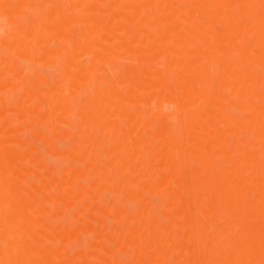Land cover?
<instances>
[{"label":"bare ground","instance_id":"1","mask_svg":"<svg viewBox=\"0 0 264 264\" xmlns=\"http://www.w3.org/2000/svg\"><path fill=\"white\" fill-rule=\"evenodd\" d=\"M77 12L94 16L100 13L90 17L103 24L108 43L101 41L103 38L100 41L93 39L94 25L85 23L86 19L84 21ZM1 19L6 23L1 27L3 21L0 25L3 32L0 33V44L4 46L0 49V88L4 93L2 87L10 85L12 91L0 95V264H114L118 259L115 247L124 243L129 247L121 249L131 253L134 238L129 239V236L141 235L144 227L149 228L146 234L154 241L151 243L149 237L144 239H150L149 247L151 244L165 245L160 255L154 254L147 262L156 264L160 256H172L171 252L182 250V246H178L181 244L179 236L191 223L199 244L195 248L185 246L190 252V262L264 264V0H0ZM80 19L87 26L84 25L86 30L79 40L74 36L79 29L74 33L73 25L79 26ZM28 24L43 27L42 31L36 28L42 35L55 34L58 44L42 52L27 45L25 48L26 39L32 40L29 44L34 41L35 45H42L45 40ZM145 38L149 39L147 43L153 42L143 45L140 41ZM80 43L83 47L86 44L87 54H80L85 49L78 53L82 47ZM120 45L124 47L121 51L117 49ZM97 48L104 50L96 51ZM123 53L131 59L129 75H133H127V78H124L126 63H123V69L119 67L123 74L117 68L118 64L122 65V60H127ZM193 54L195 56L190 57ZM143 60L147 62L142 63ZM48 61L53 66V74L59 75H56L58 79L54 80L36 66L38 62ZM130 79L136 86H123L129 84ZM52 100L54 108L50 106ZM135 102L148 105V110L144 111H147L146 119L162 116L165 112L163 103L167 102L168 109L176 114L168 124L179 126L181 133L178 137H168V125L160 123L147 132L149 137L145 142V136L142 138L138 131L135 145L123 146L119 158L112 157L114 161L111 162L121 171L128 165L123 160L124 154L142 159L152 153L161 157L157 169L141 170L139 177L131 178L132 184L128 185H123L122 179L121 182L116 180L118 172L101 182L96 174L105 169L102 163L106 164V159L103 162L96 160L102 150L106 155L111 151L110 138L103 143L95 134L93 138L90 136L91 141L88 139L90 142L84 139L87 136H82L90 124L107 125L102 117L112 110L131 118L128 120H137L138 112L142 110L138 107L141 104L136 106L138 109H132ZM130 103L134 105L131 107ZM7 110L21 117L22 120L17 118L18 126L22 122L34 127L33 120L40 117L51 130L56 127L53 122L59 127L60 123L65 124L52 130L56 134L70 136V132H75L80 136L77 144L67 142L69 146L64 147L66 143H62L61 147L54 143L47 149L62 155V164L58 162L60 167L53 164L57 171L46 158H41L44 155L41 149L40 158L37 156L39 160L35 157L36 165L32 163L28 147L35 150L33 144L37 142L32 140L33 143L28 142L30 146L26 144L22 134L16 132V116L10 121L5 115ZM25 113L34 118L25 117ZM120 128L117 125L114 129L115 137L121 136L123 130ZM36 129L30 134H38L40 141L46 140L48 135ZM243 132L246 135L243 136ZM94 139L99 144L98 151ZM86 143L90 146H84ZM38 144L42 147V141ZM27 155H30L31 163ZM220 158L228 160L222 159L224 163L219 161L222 163L219 165L217 160ZM46 163L50 164L51 171ZM45 168L47 176L41 173ZM93 173L97 179L92 177ZM149 176L158 178L149 189L160 194L159 206L174 208L170 225L169 221L162 223V220L153 219L149 207H145L141 215L136 207L130 210L124 203L115 207L117 201H108V197L104 198L107 204L101 206L98 204L101 200H95L97 196L94 197L84 183L85 180L89 183L87 177H92L93 183L100 180L109 191L122 192L125 198L134 200L144 197L136 187L142 186V179ZM49 183L58 185L57 192L54 188L51 190ZM86 196H92V199L80 200ZM41 199L43 203L38 206ZM77 199L82 203L76 204ZM49 201H60L71 208L74 221L63 227L61 220L58 221L62 217L58 214L64 213L63 208L58 207L60 203L54 204L53 208L49 205V208L46 203ZM219 206H223L222 212ZM11 207L16 210L10 211ZM94 211H100L103 217H98L99 213L96 216ZM81 213L85 216L88 213V216H81ZM128 213L129 221L134 222L130 223L132 228L128 222L127 231H123L126 233L121 237H115L117 233L110 236L107 230L113 229L114 221L117 224L116 220ZM52 214L59 218L51 220ZM88 218L96 223L86 221ZM171 225L179 226L180 230L174 234L175 231L169 230ZM75 227L88 234L86 245H90V249L84 248L82 233L81 237L76 236L83 238L76 240L79 245L75 241L76 246L73 242L68 243V239L71 241L75 236L72 231L78 232ZM90 233L98 240L96 237L93 240ZM162 241L166 242L163 244ZM69 244L73 248H69ZM204 244L210 245L208 254L196 262ZM92 247L107 254L95 253L98 249L93 252ZM185 249L183 247L179 256ZM134 256L137 258V254Z\"/></svg>","mask_w":264,"mask_h":264},{"label":"rangeland","instance_id":"2","mask_svg":"<svg viewBox=\"0 0 264 264\" xmlns=\"http://www.w3.org/2000/svg\"><path fill=\"white\" fill-rule=\"evenodd\" d=\"M68 6V5H67ZM78 11V10H77ZM80 12V11H79ZM79 12H77L78 14H79ZM92 13H88V14H86V13H84V14H82V12H81V14H79V15H81V16H83V17H81V19L83 18V20L84 19H86V21L88 20V21H90V19L92 20V21H90V22H86L85 20V23H90L91 24V26H93V29L96 31H94V32H92V34L94 35L93 36V39L95 38V40H99L100 41V39L101 38H103V39H101V41H104L105 42V44H106V42H107V39H105L107 36H108V33L103 29V24L98 20V19H95V21H94V19H92L91 17H90V15H91ZM99 14L100 13H96L95 14V16L94 17H96V16H99ZM88 15V16H87ZM101 15V14H100ZM86 17H88V18H86ZM90 17V18H89ZM81 19H80V25L78 26L76 23H74V25H73V31H74V36H75V38L77 37V38H79L80 36H81V34H82V32H85V30L86 29H84V28H86L84 25H86L87 26V24H85L84 22L82 23L81 22ZM82 20V21H83ZM3 21H4V23H3ZM50 20H48L47 21V23L49 22ZM92 22V23H91ZM95 22V23H94ZM1 23H3L2 25H1ZM6 23V21L4 20V19H1L0 20V25H1V27L4 25ZM28 23V22H27ZM78 23V24H79ZM97 24H98V26H101V27H98L97 26ZM101 24V25H100ZM25 25V24H24ZM29 25V28L30 29H32V28H34L33 29V31L35 32V33H37L38 31V28H39V30H41L43 27H38L39 25H36L35 27H31V26H33V24L32 25H30V24H28ZM26 27H27V25H25ZM24 26V27H25ZM41 26V25H40ZM42 26H43V24H42ZM45 26V25H44ZM96 26V27H95ZM26 27H25V29H26ZM82 27V28H81ZM36 28H37V30H36ZM99 28H101V30H99ZM2 28H0V33H3L2 32V30H1ZM28 29V28H27ZM44 29V28H43ZM42 29V30H43ZM83 29H84V31H83ZM97 29V30H96ZM41 30V31H42ZM105 32H104V31ZM27 31V30H26ZM30 31V30H29ZM102 33V34H100V33ZM43 33H45V31H43ZM49 33V32H48ZM48 33H46V34H43L42 35V33L40 32V33H37L39 36L41 35V37H44V43L43 42H41V44L42 45H39V44H37V45H35V43L33 44V42H31V44H29V42L30 41H32V40H29L28 39V41H27V39L25 40V42H24V45H25V48L27 47V46H29L30 48H32L33 47V49H35L36 51H38V52H42V51H46V50H48V49H50L51 47H52V45L53 46H56L57 44H58V41H57V39H56V35L55 34H48ZM52 33V32H51ZM79 34V35H78ZM106 34V35H105ZM0 35H2V34H0ZM46 35H47V37H46ZM78 35V36H77ZM145 35V34H144ZM143 35V37H146L147 38V36L145 35L144 36ZM73 36V37H74ZM96 36V37H95ZM98 37H100V38H98ZM105 37V38H104ZM145 38V40H142L141 39V43H143V45H145V42H146V44L147 45H150L151 44V42H153V41H151L150 43H147V41H149V39H146ZM74 40V39H73ZM79 40H80V38H79ZM106 40V41H105ZM57 41V42H56ZM82 41V40H81ZM144 41V42H143ZM139 42V44H141ZM70 44H68L69 46L71 45V42H69ZM86 43V42H85ZM84 43V47H83V43H80V46H81V44H82V47L80 48V46H79V52L78 53H80V52H82L84 49V51L82 52V53H80V54H83L84 52V54L83 55H85V54H87L88 53V51H86L87 49L85 48V45L87 44H85ZM108 43V42H107ZM27 45V46H26ZM32 45V46H31ZM34 45H35V47H34ZM153 45V44H152ZM141 46H142V44H141ZM28 47V48H29ZM47 47H48V49H47ZM1 48H3L4 49V46L2 45V44H0V49ZM39 48V49H38ZM122 48H124L123 47V45H120V46H117V49L118 50H123ZM3 49L1 50V51H3ZM97 50H99V51H103L104 49L103 48H97L96 49V51ZM125 50V49H124ZM123 52V51H122ZM125 52V51H124ZM124 55H122V56H124V59H127V60H122L121 61V59L123 58H121L120 59V63H122V65L121 64H118V66H117V68H118V70H119V72L121 71L120 69L122 68H124L123 67V65L126 63V65L127 66H125V73H124V75H122V76H124V78L126 77L127 78V75L128 76H132L133 74H131V75H129V73H130V69H132V68H129V65H128V62H129V60H131L130 58H128V56H127V54L126 53H123ZM131 56V55H130ZM129 56V57H130ZM195 55L193 54V55H191L190 57H194ZM133 56H131V58H132ZM124 61V62H123ZM47 62V61H46ZM147 61H145V60H143L142 61V63H146ZM112 63V62H111ZM114 64H115V62H113ZM124 63V64H123ZM110 64V63H109ZM114 64H112L113 66H115ZM39 66L40 67V69L41 70H43V71H45L46 73H49L48 75L49 76H52V78L54 77V80L55 79H58L59 77H57V76H59L58 74H53V71H52V67L53 66H51L52 64H51V62L50 61H48V63H43V62H38L37 64H36V66ZM111 65V64H110ZM122 66V67H121ZM38 67V68H39ZM112 67V66H111ZM119 67H121V68H119ZM117 68L116 67H113V69L115 70H117ZM123 70V71H124ZM120 73H122L123 74V72H120ZM57 75V76H56ZM7 77H8V75H6ZM130 77H128V79L130 78ZM11 78H12V76H11ZM8 80H10V77L8 78ZM11 80H13L14 81V79L12 78ZM126 82V81H125ZM133 82H135V81H131V79H130V82L128 81V83L129 84H123V86H125V87H127V88H129V86H131V88L132 87H134V86H136V85H134L133 84ZM122 83H124L123 81H122ZM83 84V83H82ZM134 85V86H132V85ZM85 86V85H84ZM125 87H123V88H125ZM2 88H4L3 90H4V93L7 91L8 92V90L10 91L11 90V88H12V86H10V85H8V86H5V87H2ZM126 88V89H127ZM12 91V90H11ZM90 92H92L93 93V91H92V89L90 90ZM3 92H2V90H1V88H0V95H3L2 94ZM8 101V100H7ZM11 101V100H10ZM154 101H156V99H154ZM52 102H53V100L50 102V106H52L53 108H54V106H55V103H53L52 104ZM7 103V102H6ZM136 103V102H135ZM139 103V102H138ZM43 104V103H42ZM131 104H133L134 105V103H130V105ZM141 104V105H140ZM140 104H135L134 106L133 105H131V107H132V109L133 108H135L137 105H140V106H138L139 107V109H141L142 111L140 112L141 114H139V112H138V115L139 116H137L138 118H137V120H134V119H132V120H128V119H131V118H129V117H127L126 118V115H124V117H122V113H120V115L116 112L115 113V111L113 112V110H112V112H110V113H104V115H103V120H104V122H105V124H107V125H105V126H103V127H100V126H98L97 124H95V126H92L91 124L89 125V129L87 128V130H86V132L84 133L85 135H83L82 137L84 138V136L86 137L87 136V139L86 138H84L85 140H88L89 138V140L91 141V137L90 136H92V138H93V135L96 137H98L97 139H99V140H101V141H99V142H102L103 141V143H104V141L105 140H108L109 138H110V140H108V144L110 145L111 143H112V146L110 145L109 147H111L110 148V150L111 151H109V152H107L108 154L106 155L105 154V151H103L102 150V152H100L101 151V148H100V153L101 154H105V155H101L100 153H99V155L100 156H102L101 157V160H99L100 159V156L98 155V153H97V151L99 150V148L97 147V145H99V144H97L98 142H96L95 141V139H94V142H96V143H90L91 145L93 144L95 147H97V151H96V157H98L99 156V158L96 160V162H103V160H105L106 159V164H104V163H102L103 165H105V169H103L101 172H100V170H98L99 171V174L101 173V175L99 176V174H96L97 175V178L98 179H101V182L102 181H104L105 179H108L109 178V176L110 175H114V174H117V172H118V178H116V180H118V182H121V180L120 179H122L123 181L122 182H124V183H122L123 185H128V184H132V181L130 180L131 178H133V179H135V177L136 178H138L139 177V173L141 172V170H153V169H157L156 167H157V162H158V158H160L161 159V157L160 156H156L157 154H152V153H150V154H147V155H149V156H144L142 159H140V158H137V159H135L132 155H130V154H124L123 156H124V161H125V163H127L128 165H127V167H125V168H123L121 171H118L117 170V164L116 165H114V163H112L111 161H114L113 159H112V157H114L115 158V160H117L118 158H119V156L121 155V154H119V153H121L120 152V150H121V148L123 147V146H126V147H130V145L132 144H134V141H135V139H136V134H137V132L139 131V133H141L140 135L142 136V138H143V140L146 142V140L148 141V138L147 137H149L147 134H149V133H147V132H150L153 128H154V126H157L158 124H160V123H162V124H167L168 125V130L169 131H167L168 132V137H172V136H179L180 135V133H181V129H180V127L179 126H177V125H175V124H168V120L169 119H175V117H176V114L174 113V111H170L169 109H168V103L167 102H164L163 104H164V110H165V112H164V114L162 115V116H160L159 118H156V119H146V117H145V113H147V111L146 112H144L145 110H148V105L147 104H144V103H140ZM44 105V104H43ZM57 105V104H56ZM130 107V108H131ZM135 109H138L137 107L135 108ZM134 109V110H135ZM55 110H57V109H55ZM117 110V109H116ZM12 113V114H11ZM11 114V115H10ZM15 114V115H14ZM5 115H7L6 116V118H10L9 120L10 121H12V118H14V120H15V116H16V126H18L17 124V122L19 121V120H22L21 119V117H17V115H16V113L15 112H13V111H10L9 112V110H7L6 111V114ZM27 115V116H26ZM144 115V116H143ZM25 117H28L29 119H31V118H34L33 116H31L29 113L27 114V113H25ZM122 117V118H121ZM144 117V118H143ZM19 120H18V119ZM140 118L142 119L141 120V122L139 121L140 120ZM146 119V120H145ZM13 120V121H14ZM44 119L43 118H40V117H37V119H36V117H35V119L33 120V124L35 125L34 127H29V126H25V124L23 125V124H21L20 122V124H19V126H18V130H16V132L19 134L20 133V136H21V134H22V137L26 140V144H29L28 142L30 141V142H32V140H34V142H37V143H34L33 144V146H34V148H35V150L33 149V148H30V147H28V149H30V153L32 154V160H33V162L30 160L31 158H29L30 157V155H27V157H28V161H29V163H33V164H35L36 165V163H37V161L39 160V159H37L38 157L40 158V156H41V150H42V152H44V153H42V154H44L45 155V157H44V155L41 157L42 159H45L47 162H50V164H51V166H52V169L53 170H55V171H57V168H59L60 167V165L59 164H62V155H58V154H56V153H50L47 149L50 147V145L51 146H53L54 145V143H58V144H61V147H63V145H64V147L66 146V145H68L69 146V144L67 143V142H70V144L72 143V145H73V143L75 142L76 144H77V142H76V140H78V138L80 137L79 135H77V134H75V132L74 133H71L70 132V136L67 134V136L66 135H60V134H58V132H57V134H56V132H54V131H56L55 130V128L56 129H58V128H60L61 126H64L65 124H61L60 123V127H59V125L58 124H56L55 122H53V124L52 125H54V126H56V127H54L52 130H54V131H52L50 128L51 127H49V125H47L48 123L47 122H45V121H43ZM143 121H144V123L146 124H144L143 123ZM15 122V121H14ZM45 122V123H44ZM136 123V124H135ZM150 123V124H149ZM56 124V125H55ZM153 124V125H152ZM117 125H119V126H121L122 128H120V129H122L123 131H124V129H125V132L123 133V131H122V133H120V135L121 136H114L113 135V133H114V129L116 128V126ZM142 125H144V126H147L148 128H144ZM166 125V126H167ZM25 126V127H24ZM39 126H40V128H39ZM48 126V127H47ZM57 126H58V128H57ZM153 126V127H152ZM25 128L26 130H22L21 128ZM37 129H36V128ZM44 127V128H43ZM94 127V128H93ZM139 127V128H138ZM17 128V127H16ZM27 128H28V130H27ZM48 128V129H47ZM36 129V131H38L39 130V133L40 132H43L46 136H47V139L46 140H42L41 139V141H42V147H40V144H38V143H41V141H40V138L38 139L37 137H39V136H36V135H38V134H36L35 136H34V134H30L31 132H33L34 130ZM41 130V131H40ZM47 130V131H46ZM70 130V129H69ZM93 130V131H92ZM136 130V131H135ZM145 130H149V131H145ZM24 131V132H23ZM51 131H52V133L54 132V134H51ZM59 131V130H58ZM144 131V132H143ZM23 132V133H22ZM50 132V133H49ZM66 132V131H65ZM63 133H64V131H63ZM69 133V132H68ZM27 134V135H26ZM30 134V135H29ZM73 134V135H72ZM75 134V135H74ZM246 135L245 134V132H243L242 133V135ZM25 137H24V136ZM52 135V136H51ZM243 135V136H244ZM28 136V137H27ZM56 136V137H55ZM76 136V137H75ZM89 136V137H88ZM113 137V139H112V137ZM27 137V138H26ZM30 137V138H29ZM48 137L50 138V139H48ZM76 139H75V138ZM81 137V138H82ZM94 137V138H95ZM82 138V139H83ZM116 138V139H115ZM145 138H146V140H145ZM49 141V143L47 142L46 143V141ZM88 140V141H89ZM89 141V142H90ZM111 141V142H110ZM113 141V142H112ZM115 141V142H114ZM25 142V141H24ZM106 142V141H105ZM33 143V142H32ZM62 143H64V144H62ZM31 144V143H30ZM30 144L28 145V146H30ZM46 146H45V145ZM75 144V145H76ZM88 143H86V144H84V146H86ZM16 145H18V146H20L21 144H17L16 143ZM56 145V144H55ZM92 145V146H93ZM135 145V144H134ZM133 145V146H134ZM22 146V145H21ZM56 146H59L60 147V145H56ZM82 147V148H87V147ZM87 146H90V145H87ZM171 146V145H170ZM23 147V146H22ZM32 147V146H31ZM25 148V147H24ZM27 148V147H26ZM37 148H38V150H37ZM42 148H45V149H42ZM53 148V147H52ZM41 149V150H40ZM34 150V151H33ZM50 150V149H49ZM28 151V150H27ZM37 151H38V153L39 154H37ZM169 151H171V147H169ZM33 152V153H32ZM46 152V153H45ZM53 152V151H52ZM58 153V152H57ZM37 154V155H36ZM36 155V156H35ZM40 155V156H39ZM119 155V156H118ZM38 156V157H37ZM49 156V157H48ZM35 157H36V160H35ZM34 158V159H33ZM59 159V160H58ZM223 159V158H222ZM222 159L220 158V160H217L216 162L220 165V164H222V163H224L226 160L225 159H227L228 160V158H224L223 160H224V162H222ZM25 160V159H24ZM27 160L25 161V163L27 162ZM34 160L36 161V162H34ZM139 160V161H138ZM52 161V162H51ZM219 161H221V162H219ZM58 162H61V163H59L58 164ZM21 163H23V161L21 160ZM28 163V162H27ZM80 163V165L81 164H83L82 162H79ZM133 165H132V164ZM144 163V164H143ZM33 164H27V165H33ZM50 164H47L46 163V167H47V169L48 170H50L51 171V168H50ZM53 164H55V165H57L56 167L57 168H55V167H53ZM85 164V163H84ZM83 164V165H84ZM101 164V163H100ZM99 163L97 164L98 166L100 165ZM54 165V166H55ZM136 165V166H135ZM34 166V165H33ZM49 166V167H48ZM101 166V165H100ZM143 166H146V168L145 167H143ZM133 167H134V169H133ZM136 167V168H135ZM143 167V168H142ZM50 168V169H49ZM55 168V169H54ZM44 170H46V168L45 169H43L42 170V174H45L44 172ZM48 170H46V171H48ZM40 173V174H41ZM94 174V173H93ZM45 176H47L46 174H45ZM31 179H33L32 177H33V174H32V177H31V175L29 176ZM92 177H94V178H96V176H95V174L92 176ZM92 177H87L88 179V181H89V183L88 182H86V180H85V184H87V187H89V189H90V191H92L91 193H92V195L94 196V197H99V199L97 198H95V200H99L98 202H100V200H101V202L100 203H98L99 205H103L104 203L105 204H107L106 202H108V201H111V200H113L114 201V199L117 201V202H114V206L116 207V205H120V203L122 204V203H124V204H122V205H124V206H129L128 208H130V210H133L134 209V207H136L135 209H137L136 211L137 212H139L140 214L141 213H143L144 212V209H145V207H149V209H150V211H151V209H152V218L153 219H155V220H162L161 222L163 223V221L165 220V221H169V225H170V220L172 219V212H174L173 211V209L171 208V209H168V208H162L161 207V205L159 206V203H161V202H159V198L158 197H160L159 195V193H157L156 191H153V192H150V191H152V190H150L149 189V185H153V184H155L156 183V181L158 180V178L156 177V176H149V177H145V179H142V186H137L136 188L139 190V192L144 196L143 198H141V199H135L134 198V200L133 199H128V198H125L124 197V195L122 194V192L120 193V192H116L115 190H114V193L113 192H111V191H109L108 189H106V186L105 185H102V183L101 182H99L98 180L97 181H95L94 180V183H93V180H92ZM100 177V178H99ZM83 178V177H82ZM93 178V179H94ZM96 178V179H97ZM156 178V179H155ZM84 179V178H83ZM82 179V180H83ZM92 180V181H91ZM95 182H96V184H98L97 182H99V184H101V185H99L98 184V186L95 184ZM126 183V184H125ZM50 185H51V183H49ZM89 184V185H88ZM49 185V186H50ZM56 185V184H55ZM55 185L53 186V185H51L50 186V188H51V190L54 188V192H57L56 190H58L57 189V187H58V185L55 187ZM59 188V187H58ZM74 189V188H73ZM93 190H95V191H93ZM116 192V193H115ZM35 193V192H34ZM36 194V193H35ZM40 195V194H39ZM109 199H108V198ZM105 198V199H108V201H105V199H104V201H103V203H102V200ZM111 198V199H110ZM113 198V199H112ZM92 199V196H86V198L85 199H80L81 201H85V200H91ZM94 199V198H93ZM159 199V200H158ZM79 199H77V200H75L76 202V204L78 203L79 204V201H80ZM80 201V204L82 203ZM159 202V203H158ZM42 203H43V200L41 199L40 200V202H39V205L38 206H40V204L42 205ZM45 203V202H44ZM47 204H48V206L50 205L52 208L55 206L54 204H58V203H60V201H57V202H53V201H49V202H46ZM45 203V204H46ZM50 203V204H49ZM116 203V204H115ZM46 204V205H47ZM52 204V205H51ZM158 204V205H157ZM60 205V206H59ZM58 205V207L59 208H63V212L64 213H59L58 214V216L60 217V216H62V217H58V216H53V214H52V218H51V220H55V218H59V222H60V220H61V225L64 227L65 225H67V224H70L71 222H73L74 220H73V214L71 213L72 212V210H71V208H69V207H65L62 203H60ZM61 205H63V206H61ZM49 206V208H51ZM151 206V207H150ZM133 207V208H132ZM219 207H222V209H220L219 208V210H221V212H222V210H223V206H219ZM16 208V207H15ZM14 207L12 208L11 207V209H10V211H15L16 209H15ZM132 208V209H131ZM116 208H114V210H115ZM160 209V210H159ZM71 210V211H70ZM166 210V211H165ZM65 211H66V213H65ZM96 211V210H95ZM95 211H94V213H95ZM116 211V210H115ZM163 211V212H162ZM71 214H70V213ZM86 212V211H85ZM84 212V213H85ZM154 212V213H153ZM99 213V214H98ZM170 213V214H169ZM55 214H57V213H54V215ZM64 214V215H63ZM67 214V215H66ZM96 214H98V217H103L102 215H101V213H100V211H97V213H95V215ZM166 214V215H165ZM128 215H130L129 213L128 214H126V215H124V216H121V218H120V220H116L117 221V224H116V222L114 221V225H112L113 226V229L112 228H110V230L108 229L107 230V233H109V235L111 236L112 235V233H117V234H115V237L118 235L119 237H121L120 235L121 234H124V233H126V232H123V231H127V226H128V222H129V225H130V223L131 224H134V222L132 223L131 221H129V219L128 218H130ZM142 215V214H141ZM162 215H164V216H162ZM81 216H85L83 213H81ZM88 216V213L86 214V216L85 217H87ZM97 216V215H96ZM162 216V217H161ZM166 216V217H165ZM51 217V216H50ZM50 217H49V219H50ZM55 217V218H54ZM85 217L83 218V219H85ZM61 218H63V219H61ZM159 218V219H158ZM65 219V220H64ZM66 219H68V220H66ZM57 220V219H56ZM65 222H64V221ZM89 221V222H91V223H93V222H95L94 221V219H91L90 218V220H89V218L88 219H86V221ZM109 220V219H108ZM65 223V224H63V222ZM119 221V222H118ZM70 222V223H69ZM110 222V221H109ZM96 223V222H95ZM165 223V222H164ZM166 223H168V222H166ZM165 223V224H166ZM94 224V223H93ZM117 226H116V225ZM120 224V225H119ZM122 225V226H121ZM39 226H40V228H41V226L42 225H40V223H39ZM132 226L133 225H130L129 226V228H132ZM35 227H36V225H35ZM34 227V228H35ZM111 227V226H110ZM114 227H116V228H114ZM121 227V228H120ZM169 228H170V226H169ZM174 228V229H173ZM74 229H76V230H78V232L76 231V233L75 232H73L72 230H70V231H72V234L74 233V235L75 236H73V237H71V238H73L71 241H70V239H68V243H72L73 242V245L75 244V242L76 243H78V245H79V241H76V240H78L79 239V237H76V236H80L81 237V233L83 234V236L82 237H84V240H83V238H80L81 240H83V242H84V244H85V246H84V248H86V249H90L91 247H90V245H88V247H87V245H86V241H87V239H88V234L86 233V235H85V232H83V231H80L79 232V229H77L76 227L74 228ZM121 229V230H120ZM167 229H168V227H167ZM173 229V230H172ZM178 229H179V226H174L173 227V225H171V229H169L171 232L172 231H175V233L174 234H176V232L178 231ZM148 230H149V228L148 227H144V228H142V234L141 235H135V237H133L134 235H130L128 238L129 239H133V248L131 247V250H130V248H128L130 251H131V253L128 251V253H125L124 252V250L123 249H126V247L128 246L129 247V245H127V246H125V244L123 245L122 244V246L120 247V246H118V247H115V248H117L116 249V251H115V253L117 254H115V256L118 258V259H116V264H147V262H149L150 260H151V258L153 257V255L154 254H158L159 253V255H160V253H161V249H163L164 247H165V245H164V247L161 245H159V246H155V244H151L153 247H151V245H150V247L148 246L150 243L148 242V241H150V237L148 236L149 234H146V232L148 233ZM180 230V229H179ZM169 231V232H170ZM168 232V231H167ZM120 233V234H119ZM94 233H90L89 234V236L91 237V238H93V240H96V236L95 235H93ZM114 234L112 235V236H114ZM147 235V236H146ZM139 238H138V237ZM76 237V238H75ZM89 237V238H90ZM94 237H96L95 239H94ZM146 237H149L150 239H148V240H144V239H146ZM118 238V237H117ZM79 239V240H80ZM97 240H98V238H97ZM152 240V239H151ZM75 241V242H74ZM82 242V241H81ZM80 242V243H81ZM151 243H153L154 241L152 240V241H150ZM164 241H162V243H163ZM166 242V241H165ZM164 242V243H165ZM179 242L181 243H179L180 245H178V246H182L181 247V251H183V247H184V249H185V246L186 245H188V246H192L193 248H195V246L196 245H198L199 243H198V237H197V235L195 234V232H194V230H193V224L191 223V224H188L183 230H182V234L179 236ZM162 243H160V244H162ZM163 243V244H164ZM69 244V248H73L71 245ZM82 244V243H81ZM80 244V245H81ZM145 244H147V246L145 245ZM168 244V243H167ZM166 244V245H167ZM77 244H75V246H76ZM83 245V244H82ZM137 245H138V247L139 248H137ZM74 246V247H75ZM93 246V245H92ZM123 246H125V247H123ZM177 246V247H178ZM179 247V248H180ZM96 249H98V251L97 252H95V253H101V255H103L104 256V254L106 253V252H104L103 250H100L99 248H97V247H95ZM114 248V249H115ZM121 248H123V249H121ZM155 250H154V249ZM208 248H210V245H203V250H199L198 251V259H197V261L196 262H198V260L199 259H202V258H204V257H206L207 256V254H208ZM96 249H94V247H92V250H93V252L94 251H96ZM177 249V248H176ZM114 251H113V253H114ZM172 251H173V249H172ZM177 251V252H176ZM176 251H174L173 253L171 252V255L172 256H169L168 255V257L167 256H160L161 257V259H160V261H158L156 264H182V263H184V264H195V263H192V262H190V260H189V258H190V252H189V250H187V249H185L184 250V253H183V255H180L179 256V254H181V251H179V249H177ZM179 252V253H178ZM130 253V254H129ZM107 254V253H106ZM137 254V258H135V256L134 255H136ZM108 256V255H107ZM107 256H105L106 258H108ZM155 256V255H154ZM119 260V261H118ZM114 263V264H115Z\"/></svg>","mask_w":264,"mask_h":264}]
</instances>
